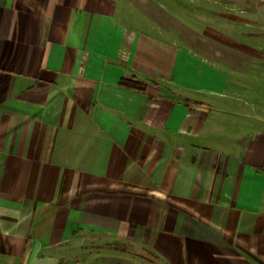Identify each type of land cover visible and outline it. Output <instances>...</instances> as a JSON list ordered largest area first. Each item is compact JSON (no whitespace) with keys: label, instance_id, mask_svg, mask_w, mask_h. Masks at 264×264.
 Instances as JSON below:
<instances>
[{"label":"crops","instance_id":"1","mask_svg":"<svg viewBox=\"0 0 264 264\" xmlns=\"http://www.w3.org/2000/svg\"><path fill=\"white\" fill-rule=\"evenodd\" d=\"M169 10L0 0V264H264V60Z\"/></svg>","mask_w":264,"mask_h":264},{"label":"rangeland","instance_id":"2","mask_svg":"<svg viewBox=\"0 0 264 264\" xmlns=\"http://www.w3.org/2000/svg\"><path fill=\"white\" fill-rule=\"evenodd\" d=\"M163 2L170 7L169 11L174 8L183 13L186 22L183 42L198 49L205 58L222 60L226 67L233 70H241L251 59L264 60V0ZM153 7L155 13L163 12L157 10L154 3L148 4V11ZM193 17L200 20L192 19ZM207 26L213 30L210 34H198V27L204 31ZM248 67L254 70L253 67ZM254 75H259L264 80V65L255 68Z\"/></svg>","mask_w":264,"mask_h":264},{"label":"trees","instance_id":"3","mask_svg":"<svg viewBox=\"0 0 264 264\" xmlns=\"http://www.w3.org/2000/svg\"><path fill=\"white\" fill-rule=\"evenodd\" d=\"M123 84L128 87V88H132V89H137V90H144L145 86L144 84H141L135 80H125L123 82Z\"/></svg>","mask_w":264,"mask_h":264}]
</instances>
